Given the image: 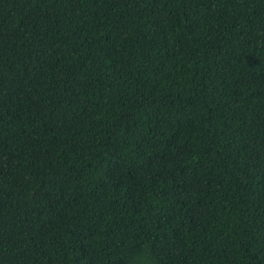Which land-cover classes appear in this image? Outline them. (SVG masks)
<instances>
[{
	"label": "trees",
	"instance_id": "obj_1",
	"mask_svg": "<svg viewBox=\"0 0 264 264\" xmlns=\"http://www.w3.org/2000/svg\"><path fill=\"white\" fill-rule=\"evenodd\" d=\"M0 264H264V0H0Z\"/></svg>",
	"mask_w": 264,
	"mask_h": 264
}]
</instances>
